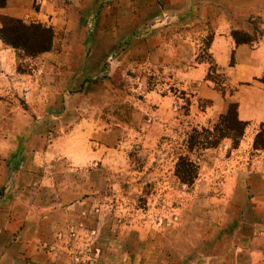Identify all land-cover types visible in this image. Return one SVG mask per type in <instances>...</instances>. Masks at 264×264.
I'll return each mask as SVG.
<instances>
[{
    "label": "rangeland",
    "instance_id": "obj_1",
    "mask_svg": "<svg viewBox=\"0 0 264 264\" xmlns=\"http://www.w3.org/2000/svg\"><path fill=\"white\" fill-rule=\"evenodd\" d=\"M31 1L46 21L22 22L51 29L49 49L0 37V258L222 264L258 217L254 188L230 185L246 179L236 161L256 154L240 160L235 107L254 78L234 82L212 45L258 48L264 0ZM181 157L198 166L191 185Z\"/></svg>",
    "mask_w": 264,
    "mask_h": 264
},
{
    "label": "crops",
    "instance_id": "obj_2",
    "mask_svg": "<svg viewBox=\"0 0 264 264\" xmlns=\"http://www.w3.org/2000/svg\"><path fill=\"white\" fill-rule=\"evenodd\" d=\"M31 2V0H6L5 5L0 7V17L16 18L25 23H32V20L37 18L44 23L46 21L43 19L45 13H32ZM33 16L35 17L33 18ZM232 50L235 56L234 66L230 64ZM212 52L218 66L222 69H229L230 75L235 78L234 82L246 80L242 79L241 75L254 78L252 85L243 86L239 89L237 118L246 127L239 148L240 160H243L247 151H254L256 154H254L252 161L247 163V167H244L243 162L236 161L238 169L243 170L245 168L246 179L234 181L233 184L230 181V185H238L239 189L248 186L254 188V196L251 198L258 217L251 222L245 219L241 227L234 231L232 236L239 235L238 239L242 244L240 243L236 248H231L227 252L228 254L223 257L222 264H264V149L254 147L256 137L261 129H264V84L259 81L264 75V42L256 49H250L248 46L234 48L227 36L218 35L212 45ZM207 72L208 68L202 65L198 69L190 71L189 76L191 79H203ZM208 97L214 98L213 95ZM248 154L250 155V153ZM0 264L27 263L20 259L8 261L5 258H0ZM50 264H58V262L50 261Z\"/></svg>",
    "mask_w": 264,
    "mask_h": 264
},
{
    "label": "trees",
    "instance_id": "obj_3",
    "mask_svg": "<svg viewBox=\"0 0 264 264\" xmlns=\"http://www.w3.org/2000/svg\"><path fill=\"white\" fill-rule=\"evenodd\" d=\"M5 3L6 0H0V7L4 6ZM14 24L17 25L16 27L14 26V29H12V27L5 26L0 29V37L5 45L10 46L16 50H23L26 52L31 51V49L36 50V52H45L51 46L53 39L51 29L46 28L40 24L26 25L19 19L15 20ZM42 34H44L45 39H47L45 43H41L38 41L39 38H43L42 36H39ZM235 107L237 109V104L235 105ZM237 122L245 127L244 123L240 122L239 120ZM261 134L264 135V129L263 131H260L256 139ZM188 143L191 144L192 142L190 141ZM211 145L215 146V144ZM255 148L258 149L256 146ZM262 148L264 149V147ZM176 169L177 175L183 183H188L190 185L194 183L197 177L198 166L190 158L181 157L178 161Z\"/></svg>",
    "mask_w": 264,
    "mask_h": 264
}]
</instances>
